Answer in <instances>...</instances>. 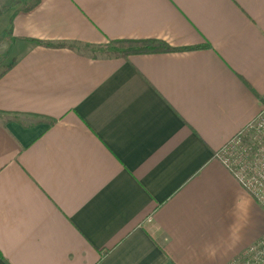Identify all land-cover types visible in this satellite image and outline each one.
Segmentation results:
<instances>
[{"label":"crops","instance_id":"0c3cea01","mask_svg":"<svg viewBox=\"0 0 264 264\" xmlns=\"http://www.w3.org/2000/svg\"><path fill=\"white\" fill-rule=\"evenodd\" d=\"M15 1L0 7L23 47L0 77V264H230L264 237V208L216 158L264 104V0Z\"/></svg>","mask_w":264,"mask_h":264},{"label":"built area","instance_id":"2783aa9c","mask_svg":"<svg viewBox=\"0 0 264 264\" xmlns=\"http://www.w3.org/2000/svg\"><path fill=\"white\" fill-rule=\"evenodd\" d=\"M216 158L264 208V104L256 117L217 152ZM230 264H264V237Z\"/></svg>","mask_w":264,"mask_h":264},{"label":"trees","instance_id":"16d2710c","mask_svg":"<svg viewBox=\"0 0 264 264\" xmlns=\"http://www.w3.org/2000/svg\"><path fill=\"white\" fill-rule=\"evenodd\" d=\"M30 42L36 45H42L46 47H55V48H70L79 51H85L92 53L95 57H121L128 58L133 54H146V53H156V52H165L171 51L174 48L170 47L166 42L162 40H137V39H116L111 40L102 45H91L84 44L78 45L76 43H53L48 41H41L38 39H30ZM17 62V59L13 60L11 64L7 65L5 69L0 72V77L7 70L12 68L14 64ZM2 115L0 111V116ZM15 118V117H14ZM38 118V117H37Z\"/></svg>","mask_w":264,"mask_h":264},{"label":"rangeland","instance_id":"374dc122","mask_svg":"<svg viewBox=\"0 0 264 264\" xmlns=\"http://www.w3.org/2000/svg\"><path fill=\"white\" fill-rule=\"evenodd\" d=\"M8 2L10 5L16 4L15 0H3L0 2V7L4 4L7 6ZM21 5L23 3L21 2ZM8 25L0 24V72H2L5 67L12 63L13 60L18 59L19 54L22 52V45L14 43L9 35Z\"/></svg>","mask_w":264,"mask_h":264}]
</instances>
